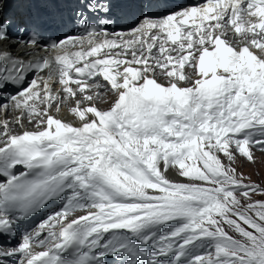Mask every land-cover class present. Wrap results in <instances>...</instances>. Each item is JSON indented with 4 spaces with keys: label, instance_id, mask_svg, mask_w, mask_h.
I'll use <instances>...</instances> for the list:
<instances>
[{
    "label": "snow or ice",
    "instance_id": "1",
    "mask_svg": "<svg viewBox=\"0 0 264 264\" xmlns=\"http://www.w3.org/2000/svg\"><path fill=\"white\" fill-rule=\"evenodd\" d=\"M256 153L264 0H0V264H264Z\"/></svg>",
    "mask_w": 264,
    "mask_h": 264
},
{
    "label": "rangeland",
    "instance_id": "2",
    "mask_svg": "<svg viewBox=\"0 0 264 264\" xmlns=\"http://www.w3.org/2000/svg\"><path fill=\"white\" fill-rule=\"evenodd\" d=\"M104 103L105 102H102V104ZM235 166L237 167L238 172H243L245 175H250L252 181L264 185V156L260 155L256 164H248L243 160H238ZM255 198L260 199L261 197L257 196Z\"/></svg>",
    "mask_w": 264,
    "mask_h": 264
},
{
    "label": "bare ground",
    "instance_id": "3",
    "mask_svg": "<svg viewBox=\"0 0 264 264\" xmlns=\"http://www.w3.org/2000/svg\"><path fill=\"white\" fill-rule=\"evenodd\" d=\"M107 99H109V101H110V97H108ZM102 106H103V105H102ZM64 118H65V119H73L70 115H66ZM29 127H31V126H29Z\"/></svg>",
    "mask_w": 264,
    "mask_h": 264
}]
</instances>
